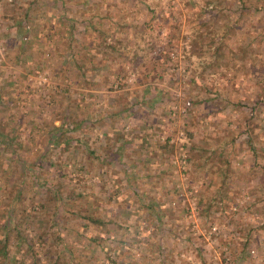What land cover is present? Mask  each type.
<instances>
[{"label":"rangeland","instance_id":"374dc122","mask_svg":"<svg viewBox=\"0 0 264 264\" xmlns=\"http://www.w3.org/2000/svg\"><path fill=\"white\" fill-rule=\"evenodd\" d=\"M63 2L0 0V264H264V0Z\"/></svg>","mask_w":264,"mask_h":264},{"label":"trees","instance_id":"16d2710c","mask_svg":"<svg viewBox=\"0 0 264 264\" xmlns=\"http://www.w3.org/2000/svg\"><path fill=\"white\" fill-rule=\"evenodd\" d=\"M33 3H34V0H32ZM243 2V1H242ZM58 5L61 6V5H64V2L63 0H58ZM16 6L17 4L15 5L14 3H2L1 4V8H2V11H1V17L4 18V19H9L10 20V23L14 26L15 29H19L21 28L22 26H24V31L27 32L28 29L30 28L29 24L27 23L26 24V21H32V7L27 5V7L25 8V10L22 12V16L19 18V17H16L14 15L15 13V10H16ZM50 6V4H49ZM54 6L56 7L57 6V1L52 5L51 3V6L48 8L51 10H54ZM56 10V9H55ZM61 19V18H59ZM62 20V19H61ZM70 22H72V19H68ZM24 24V25H23ZM25 36V35H24ZM264 80V77L262 78ZM264 83V81H263ZM262 87H264V84L262 85ZM262 91L264 92V90H261V92L259 91L260 94H263ZM64 121H62L61 123H59L57 126H55V129H59V131L55 132V133H52L49 135V138L47 139L46 141V144H49L50 146V149L47 150V145L45 146V148L41 151V154L46 156V160L45 161H48V165L51 166L53 168V170H55L56 168H59L60 167V164L61 162L64 160H66L68 157L71 158L73 156V153L74 152H69L68 153V149L70 148V146H72V142L74 140V142H82L84 144V149L85 151H88L89 153H92V154H95V151L92 150V149H89V144L87 143V137L86 135L82 138H77V139H72V138H69V139H62L61 136L64 134V131L62 129V127L64 126ZM117 137L120 138L121 135L120 134H117ZM62 141L60 144L59 142ZM4 142L6 144H10L11 141L10 139H8L7 137H4L2 135V133L0 132V148L3 146ZM5 144V145H6ZM55 146H58V152L56 153V160L55 161H49L50 160V154L52 151H53V148H55ZM118 151V149L116 150ZM116 151H113V153H111L110 155L111 156H114L117 154ZM67 152V153H66ZM9 153V157L12 156L15 151L13 149V151H10L8 152ZM7 154V152H6ZM98 155H96L97 157ZM101 161L103 162V170H107V166L108 164L111 162V160H114L115 162L118 163V161L116 159H109L108 158V155H101ZM45 162H42V160L39 158L38 161H37V164L39 166V169H41L43 166H45L44 164ZM67 164H70V162H68ZM75 164H78L77 168L79 169V171L81 172H84V171H87L88 169L86 168L85 166V163H81V161H73L72 162V167L73 168H76ZM68 167V166H66ZM70 169V168H69ZM38 176L37 173H34L33 175V180L35 181L36 177ZM62 176V175H61ZM53 177H51L50 179H52ZM36 182V181H35ZM46 182H41L40 185H44ZM37 184V183H35ZM47 184V183H46ZM54 186H51V189H50V197L53 199V206L50 207V213L52 215V219L55 218L56 216V213H57V208H58V202L61 201V197L58 195V192L55 188H53ZM20 188L21 187H17L15 184H5V192L4 194H6L7 198L8 199H20ZM8 194H10V196H8ZM10 201V200H9ZM93 203L95 204L96 203V200L94 201L93 200ZM79 212V211H78ZM77 212V213H78ZM85 213H87V210L85 209ZM83 218H85L86 220H88L89 222H96V220L93 218V215L92 214H83L82 215ZM155 218L158 219V216H156ZM9 219V218H8ZM49 219V218H48ZM50 220V219H49ZM211 220H213L212 218L209 219V222H211ZM9 226H15L13 225L12 223H8ZM134 230L136 229V226H133V225H130ZM16 227V226H15ZM19 227H16V230L18 231ZM38 234H37V237L38 238H41L42 240V237H44V231L42 229H39L38 231ZM247 238V237H246ZM247 241L244 242V245H246ZM8 250L6 249V241H3V242H0V255L1 256H4L6 254ZM106 254L108 256V258L110 257V252H109V249L107 251L106 249ZM48 264H55L54 262L52 263H48Z\"/></svg>","mask_w":264,"mask_h":264},{"label":"built area","instance_id":"2783aa9c","mask_svg":"<svg viewBox=\"0 0 264 264\" xmlns=\"http://www.w3.org/2000/svg\"><path fill=\"white\" fill-rule=\"evenodd\" d=\"M189 103L188 102H186V105H188Z\"/></svg>","mask_w":264,"mask_h":264}]
</instances>
